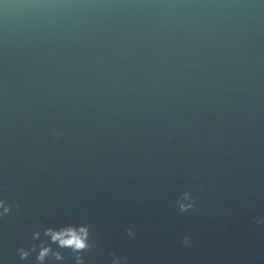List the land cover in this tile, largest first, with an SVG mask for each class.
Listing matches in <instances>:
<instances>
[{"label": "water", "instance_id": "water-1", "mask_svg": "<svg viewBox=\"0 0 264 264\" xmlns=\"http://www.w3.org/2000/svg\"><path fill=\"white\" fill-rule=\"evenodd\" d=\"M0 201V264H264V0H0Z\"/></svg>", "mask_w": 264, "mask_h": 264}, {"label": "clouds", "instance_id": "clouds-1", "mask_svg": "<svg viewBox=\"0 0 264 264\" xmlns=\"http://www.w3.org/2000/svg\"><path fill=\"white\" fill-rule=\"evenodd\" d=\"M186 196H187V194H186ZM0 208H3V210H4L5 213L8 212V211H10V208H9V207H5V206H4L3 201H0ZM2 214H3V213H0V215H2ZM82 231H84V234H85V236H86V235H87L86 230H82ZM66 243L71 244V243H73V241H67ZM75 246H76L77 248H83V247H85V243H84L83 241H81V240H77V241L75 242ZM20 252H21L22 257L27 255V252H25L23 249H21ZM42 258H43V256H41V259H42Z\"/></svg>", "mask_w": 264, "mask_h": 264}]
</instances>
